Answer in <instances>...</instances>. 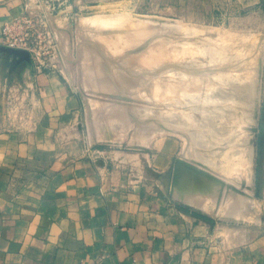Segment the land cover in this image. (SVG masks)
<instances>
[{"label":"rangeland","instance_id":"374dc122","mask_svg":"<svg viewBox=\"0 0 264 264\" xmlns=\"http://www.w3.org/2000/svg\"><path fill=\"white\" fill-rule=\"evenodd\" d=\"M73 2L50 0L43 6L31 5L30 14L40 34L33 36L35 50L30 61L35 68H56L77 91L85 140L101 148L142 153L145 162L155 155L164 156L163 187L223 231L233 234L231 225L246 229L264 225L263 11L235 9L229 4L222 8L215 0ZM211 82L219 84L214 87ZM220 84L239 87L233 91L230 87L231 93ZM189 93L194 101H189L190 107ZM219 108L220 116L209 119ZM240 112L245 116H239ZM204 115L209 118L200 128L198 119ZM183 120L199 125L185 127L179 124H185ZM188 130L195 132L190 135ZM225 133L233 135L231 147ZM235 148H242L243 154L230 156ZM181 169L188 171L185 174ZM235 199L248 201L244 218L232 217Z\"/></svg>","mask_w":264,"mask_h":264},{"label":"crops","instance_id":"0c3cea01","mask_svg":"<svg viewBox=\"0 0 264 264\" xmlns=\"http://www.w3.org/2000/svg\"><path fill=\"white\" fill-rule=\"evenodd\" d=\"M215 1L264 13V0ZM46 2L0 0V45L6 21ZM81 113L59 70L0 51V264H264V225L229 235L184 213L164 156L92 145Z\"/></svg>","mask_w":264,"mask_h":264},{"label":"bare ground","instance_id":"6f19581e","mask_svg":"<svg viewBox=\"0 0 264 264\" xmlns=\"http://www.w3.org/2000/svg\"><path fill=\"white\" fill-rule=\"evenodd\" d=\"M177 70H178V68H177ZM177 70L174 69V71H177ZM186 72H187V71H186ZM201 72H202V71H201ZM202 73H203V72H202ZM213 73H215V72H213ZM187 74L189 75L190 73L187 72ZM190 75H191V74H190ZM211 75H212V74H211ZM190 80H192V79H190ZM253 80H254V79H253ZM202 81H203V80H202ZM215 81H217V80H215ZM185 82H186V81L184 80V84L186 85ZM196 82H197V81H196ZM217 82H219V81H217ZM220 82H221V81H220ZM220 82H219V83H220ZM229 82H230V81L228 80V83H227V84H229ZM252 82H253V84H254V82L256 83V80H255V81H252ZM258 82H259V81H258ZM187 83H188V82H187ZM211 83H212V85L214 84L213 82H211ZM219 83H218V84H219ZM223 83H224V82H223ZM184 84L182 83V85H184ZM209 84H210V83H209ZM215 84H216V83H215ZM215 84H214V87L218 85V84H216V85H215ZM243 84H244V83H243ZM248 84H250V83H248ZM248 84H245V85H248ZM180 85H181V84H179V88L181 87V88H182L181 90H184V88H183L182 86H180ZM185 85H184V86H185ZM205 85H206V87H208L207 84H205ZM212 85H211V87H212ZM221 85L223 86V84H220V86H221ZM229 85H230V84H229ZM231 85H232V84H231ZM237 85H239V84H237ZM241 85H242V84H241ZM241 85H240V86H241ZM256 85H257V84H256ZM256 85H255V86H256ZM186 86H187V85H186ZM220 86H219V87H220ZM222 86H221V87H222ZM226 86H227V85H226ZM226 86H223V88H228V89H225V90H230V87H231V86H228V87H226ZM235 86H236V85H235ZM235 86L233 85V87H231V90H232V91H233L232 88H234ZM249 86H250V85H249ZM177 87H178V86H177ZM188 87H189V86H188ZM206 87H204L205 90H206ZM209 87H210V85H209ZM219 87H217V88H219ZM236 87H239V86H236ZM253 87H254V86H253ZM244 88H245V87H244ZM249 88H251V87H249ZM194 89H195V88H194ZM207 89H208V88H207ZM214 89H215V88H214ZM235 89H236V88H235ZM241 89H242V88H241ZM241 89H240V90H241ZM247 89H248V88H247ZM208 90H210L209 92H211V91L213 90V88H211V89L209 88ZM221 90H222V88H221ZM223 90H224V89H223ZM231 90H230V92H231ZM238 90H239V89H238ZM238 90H237V91H238ZM253 90H255V89H253ZM216 91H219V89L216 90ZM246 91H247V90H246ZM207 92H208V91H207ZM207 92H205V93H207ZM209 92H208V93H209ZM213 92H215V90H214ZM220 92H221V91H220ZM190 93H191V92H190ZM190 93H189V95H190ZM193 93H194V92H193ZM227 93H228V92H227ZM231 93H232V92H231ZM250 93H251V92H250ZM191 94H192V93H191ZM194 94H195V93H194ZM209 94H210V93H209ZM209 94H208V95H209ZM211 94H212V93H211ZM223 94L225 95V91H224V93H222V95H223ZM233 94H234V93H233ZM199 95H200V93L198 94V97H199ZM202 95L204 96V94H202ZM205 95H206V94H205ZM208 95H206V96L208 97ZM212 95L214 96V94H212ZM215 95H216V92H215ZM217 95H218V94H217ZM217 95H216V96H217ZM220 95H221V94H219L218 97L221 99L222 96H220ZM224 95H223V97H224ZM230 95H231V94H230ZM251 95H253V94L251 93ZM255 95H256V94H255ZM186 96H187V94H186ZM186 96H185V97H186ZM195 96H196V95H195ZM210 96H211V95H210ZM210 96H209V97H210ZM231 96H233V95H231ZM231 96H230V97H231ZM185 97H184L185 101H186V98L189 99V100H187V102H188L187 105L189 104V101H190V100L193 101L192 95H190L189 98H188V97L185 98ZM190 97H191V98H190ZM207 97H206V98H207ZM218 97H217V98H218ZM230 97L228 98V95H227L226 98H227V99H232V98H230ZM202 98H203V97H202ZM204 98H205V96H204ZM204 98H203V99H204ZM197 99H198V98H197ZM199 99H200V98H199ZM203 99H202V100H203ZM210 99L212 100L213 98L210 97ZM215 99H216V97H215ZM206 100H207V99H206ZM217 100H218V99H217ZM225 100H226V99H225ZM235 100H237V99L235 98ZM238 100H239V99H238ZM191 101H190V102H191ZM199 101H200V100H199ZM204 101H205V100H204ZM207 101H209V100H207ZM220 101L222 102V100H220ZM220 101H218V102H220ZM226 101H227V100H226ZM193 102H194V101H193ZM212 102H213V101H211V103H212ZM215 102H216V101H215ZM223 102H224V101H223ZM235 102H236V101H235ZM184 103H186V102H184ZM191 103H192V102H191ZM196 103H197V102H196ZM200 103H201V102H200ZM203 103H204V102H202V104H203ZM207 103H208V102H205L204 104L206 105ZM209 103H210V102H209ZM209 103H208V105L215 104V103H212V104H211V103L209 104ZM242 103H243V102H242ZM216 104H217V103H216ZM218 104H219V103H218ZM237 104H238V103H235V105H237ZM248 104L250 105V103H248ZM189 105H190V104H189ZM189 105H188V107H190ZM219 105H221V104H219ZM219 105H218V106H219ZM239 105H240V104H239ZM243 105H244V104H243ZM245 105H246V104H245ZM249 105H248V106H249ZM198 106H199V105H198ZM212 106H214V105H212ZM212 106H211L210 108H208V109L210 110V109L212 108ZM222 106H224V105H222ZM226 107H229V106L227 105ZM226 107H225V109H227ZM231 107H232V106H231ZM231 107H230V109H231ZM240 107L242 108L243 106H240ZM246 107H247V105H246ZM249 107H250V106H249ZM204 108H205V107H204ZM204 108H201V109L204 110ZM206 108H207V107H206ZM206 108H205V109H206ZM217 108H218V107H217ZM222 108H223V107H222ZM237 108H239V107L237 106ZM237 108L235 107V109H237ZM235 109H233V110H234V111H237V110H235ZM206 110H207V109H206ZM206 110H205V112H207ZM214 110H215V108H214ZM222 110H223V109H222ZM224 111H225V110H224ZM229 111H230V110H229ZM231 111H232V110H231ZM212 112H214V111H212ZM220 112H221V109H220V108H219V109H216V111H215L213 114H212L211 111H210L209 114H210V113L212 114L211 118H209L208 116H205V115L207 114V113H205L204 116H205L206 118H202L201 120L198 119V121L200 122V128H201L202 126L205 127V125H206V123H207V120H205V119H207V118H209V119H213V117H215V120H216V117H219V116H220V114H221ZM227 112H228V110H227ZM237 112H238V111H237ZM237 112H236V116H237ZM242 112H243V111H242ZM247 112H248V111H247ZM222 113H224V112L222 111ZM225 113H226V112H225ZM229 113H230V112H229ZM244 113H245V110H244ZM244 113L242 114V113L240 112V113H239V116H240V114H241V116L244 115ZM248 113H249V112H248ZM209 114H208V115H209ZM218 115H219V116H218ZM222 115H223V114H222ZM225 115H226V114H225ZM234 115H235V112H234ZM248 115H249V114H248ZM209 116H210V115H209ZM223 116H224V115H223ZM244 116H245V115H244ZM244 116H242V117H244ZM166 117H167V116H166ZM181 117H182V116H181ZM200 117H201V116H200ZM228 117H229V116H228ZM230 117H231V116H230ZM230 117H229V118H230ZM168 118H169V117H168ZM234 118H235V117H234ZM236 119H237V117L234 119V121H235ZM163 120H164V119H163ZM172 120H173V119H172ZM227 120H228V118H227ZM166 121H167V120H166ZM168 121H169V120H168ZM183 121H185V124H184V123H181V122H179V124H181V125L183 124V126H185V127H189V126H191V125H199V122H197V124H196V123H194L195 121H194V122H191L192 120H189V121H187V120H183ZM210 121H211V120H209V122H210ZM169 122H170V121H169ZM169 122H168V123H169ZM214 122H215V121H214ZM214 122H211V123H214ZM217 123H218V122H217ZM164 124H165V123H164ZM171 124H172V123H171ZM173 124H174V123H173ZM175 124H177V121L175 122ZM215 124H216V123H215ZM154 125H155V124H154ZM167 125H168V124H167ZM146 126H147V125H146ZM149 126H150V125H149ZM163 126H164V125H163ZM171 126H172V125H171ZM176 126H177V125H176ZM176 126L174 125V128H175ZM214 126H215V125H213V127H214ZM217 126H218V125H217ZM231 126H232V125H231ZM138 127H139V125H138ZM155 127H156V126H155ZM168 127H169V126H168ZM178 127H179V126H178ZM194 127H195V126H194ZM218 127H219V126H218ZM221 127H223V126H221ZM150 128H151V127H150ZM170 128H171V127H170ZM181 128H182V127H181ZM183 128H184V127H183ZM189 128H190V127H189ZM216 128H217V127H216ZM231 128H232V127H231ZM156 129H157V128H156ZM176 129H177V127H176ZM187 129H188V128H187ZM192 129H193V128H192ZM217 129H218V128H217ZM217 129H215L214 131L217 132ZM223 129H225V128H223ZM226 129H227V128H226ZM185 131H186V130H185ZM185 131H184V132H185ZM188 131H189V130H188ZM231 131H233V130L231 129ZM152 132H153V131H152ZM160 132H161V131H160ZM191 132H192V134H190V135H193V132H195V131H193V130L189 131V133H191ZM218 132H219V130H218ZM224 132H225V131H224ZM227 133H228V131H227ZM187 134H188V133H187ZM207 134H208V133H207ZM207 134H206V135H207ZM217 134H218V133H217ZM217 134H216V135H217ZM220 134H221V133H220ZM222 134H223V131H222ZM230 134H232V133H230ZM230 134H227V135H226V133H225V135H224V136H225V139H226L225 141L228 142V146H230V145L232 144V142H233V135L231 136ZM194 135H196V133H195ZM198 135H199V134H198ZM200 135H202V137H203V134H200ZM212 135H213V134H212ZM138 136H139V135H138ZM214 136H215V135H214ZM221 136H222V135H221ZM139 137H140V136H139ZM191 137H192V136H191ZM234 137H235V136H234ZM192 138H195V137H192ZM203 138H204V137H203ZM209 138H210V137H209ZM196 140H197L199 143H202V138H200V136H197V137H196ZM211 140H212V139H211ZM211 140H210V141H211ZM238 140H239V139H238ZM147 141H148V140H147ZM197 141H196V142H197ZM212 141H213V140H212ZM251 141H252V140H251ZM204 142H205V141H204ZM236 142H237V141H236ZM233 143H234V142H233ZM243 143H244V142H243ZM251 143H252V142H251ZM216 144H218V143H216ZM220 145H221V143H220ZM226 145H227V144H226ZM233 145H234V144H233ZM193 147H194V146H193ZM230 147H231V146H230ZM232 147H233V146H232ZM249 147H251V145H250ZM238 148H240V147H238ZM183 149H184V148H183ZM188 149H189V148H188ZM235 149H236V148H235ZM241 149H242V148H241ZM241 149H240V151H241ZM246 149H247V148H246ZM251 149H252V148H251ZM230 150H232V149H230ZM230 150H227V151H229V153H232V152H233V154H230V156H233V155L235 156V154H237V155H241V154H243L242 152H240V151L237 150V149H236V150H237V153H236V150H234V151H232V152H230ZM242 150H243V149H242ZM244 150H245V149H244ZM247 150H248V151H247ZM247 150H245V151L250 153V151H249L250 148H248ZM186 151H187V150H186ZM186 151H185V152H186ZM188 151H189V150H188ZM201 151H202V150H201ZM245 151H244V152H245ZM182 152H183V151H182ZM187 153H188V154H191V153H189V152H187ZM123 154H124V153H123ZM197 154H198V153H197ZM250 154H251V153H250ZM250 154H249V155H250ZM121 155H122V154H121ZM182 155H183V154H182ZM194 155H195V154H194ZM199 155H200V154H199ZM228 155H229V154H228ZM247 155H248V154H247ZM128 156H129V154H128ZM130 156H131V155H130ZM200 156H201V155H200ZM250 156H251V155H250ZM190 157H191V156H190ZM247 157H248V156H247ZM199 159H200V158H199ZM248 160H249V158H248ZM199 161H200V160H199ZM209 161H210V160H209ZM250 162H251V161H250ZM208 163H209V162H208ZM210 163H211V162H210ZM210 163H209V164H210ZM246 163H247V162H246ZM183 166H184V165H183ZM213 166H214V165H213ZM179 170H180V169H179ZM181 170H183V169H181ZM183 171H184V173H185V171H188V170H185V169H184ZM177 172L180 173L178 170H177ZM187 173H189V172H187ZM185 174H186V173H185ZM179 175H180V174H178L177 177H179ZM188 175H189V174H188ZM190 177H191V176H190ZM174 180H175V179H174ZM215 181H216V180H215ZM216 182H217V181H216ZM170 188H171V187H170ZM239 194H240V193H239ZM242 196H244V195H242ZM237 197H238V196H237ZM237 197H236V199H237ZM239 197H240V196H239ZM198 198H199V197H198ZM253 198H254V197H253ZM192 199H193V198L191 197V200H192ZM236 199H235V200H236ZM241 199H242V198H241ZM247 199H248V197H247ZM186 200H187V199H186ZM232 200H233V199H232ZM232 200H231V201H232ZM251 200H252V198H251ZM182 201H183V200H182ZM188 201H189V200H188ZM214 201H215V200H214ZM193 202H194V201H193ZM215 202H216V201H215ZM184 203H185V202H184ZM187 203H188V202H187ZM189 203H190V201H189ZM191 203H192V202H191ZM192 204H193V203H192ZM216 204H217V203H216ZM232 204H233V203H232ZM247 204H248V201H247V200H244V203L242 202V200H241V201H240L239 199L236 200V201L234 202V204H233L234 206H231V207H232V213H234V215H232V217L234 216V217H236L237 219H238V218L240 219V218H242L243 216L245 217V215L247 214V210H246V205H247ZM259 206H260V205H259ZM206 207H207V206H206ZM229 207H230V206H229ZM231 207H230V208H231ZM233 207H234V208H233ZM195 208H197V207H195ZM200 208L204 210V208H202V207H200ZM205 209H206V208H205ZM230 211H231V210H229V212H230ZM230 214H231V213H230ZM228 215H229V214H228ZM254 215H255V214H254ZM254 215H253V216H254ZM247 216H249V215H247ZM244 217H243V218H244ZM233 219H234V218H233ZM245 220H246V219H245ZM256 221H260V218L257 217V218H256ZM254 222H255V221H254ZM227 228H228V227H227ZM227 228H226V229H227ZM230 228H231V232H232L233 234H238V233H240V232L242 233V231L245 232V230H246V227L243 226V225H231ZM227 230H228V229H227ZM229 230H230V229H229ZM244 234H245V233H244ZM229 235H231V234L229 233ZM229 235H228V236H229ZM239 236H241V234H240ZM230 237H231V236H230ZM242 237H243V235H242ZM242 237H241V238H242ZM233 238H234V237H233ZM235 238H236V237H235ZM238 238H239V237H238Z\"/></svg>","mask_w":264,"mask_h":264},{"label":"built area","instance_id":"2783aa9c","mask_svg":"<svg viewBox=\"0 0 264 264\" xmlns=\"http://www.w3.org/2000/svg\"><path fill=\"white\" fill-rule=\"evenodd\" d=\"M50 0H47V2ZM18 17L6 21L2 26V45L26 49L30 56L34 54L33 36L40 34L39 25L31 16V8ZM37 67V66H36Z\"/></svg>","mask_w":264,"mask_h":264},{"label":"water","instance_id":"95a60500","mask_svg":"<svg viewBox=\"0 0 264 264\" xmlns=\"http://www.w3.org/2000/svg\"><path fill=\"white\" fill-rule=\"evenodd\" d=\"M0 51L6 53L7 55H11L17 58V60L20 61H30V54L29 52L24 49V48H19V47H10V46H5V45H0ZM175 204L179 205V209L183 211L184 213L187 214H192L194 216H198L201 219L207 221L208 223L212 224L213 221L209 220L203 216H201L198 212H193L186 205H182L180 202L177 200L175 201Z\"/></svg>","mask_w":264,"mask_h":264}]
</instances>
